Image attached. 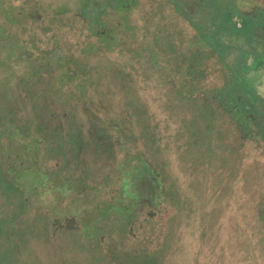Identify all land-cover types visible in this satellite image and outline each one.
<instances>
[{
    "label": "rangeland",
    "instance_id": "1",
    "mask_svg": "<svg viewBox=\"0 0 264 264\" xmlns=\"http://www.w3.org/2000/svg\"><path fill=\"white\" fill-rule=\"evenodd\" d=\"M196 4L0 0V264H264V112L187 58ZM69 215L103 246L29 241Z\"/></svg>",
    "mask_w": 264,
    "mask_h": 264
},
{
    "label": "crops",
    "instance_id": "2",
    "mask_svg": "<svg viewBox=\"0 0 264 264\" xmlns=\"http://www.w3.org/2000/svg\"><path fill=\"white\" fill-rule=\"evenodd\" d=\"M194 1L190 13L183 9L190 19L177 29L178 41L191 46L187 58L209 64L211 74L204 76L214 78V90L225 88L220 103L263 114L264 0Z\"/></svg>",
    "mask_w": 264,
    "mask_h": 264
},
{
    "label": "trees",
    "instance_id": "3",
    "mask_svg": "<svg viewBox=\"0 0 264 264\" xmlns=\"http://www.w3.org/2000/svg\"><path fill=\"white\" fill-rule=\"evenodd\" d=\"M26 18H28V17H26ZM12 22H15V23H12ZM8 23H12L11 25H14V24L18 25V24H20V21H19V19L16 20V18L15 19L10 18L8 20ZM63 113H65V112H63ZM32 138L33 137L31 136V139ZM46 149L47 150L50 149V144H49L48 147H46ZM46 159H48V157ZM57 165H58V167H61V170L63 172H68L69 171V165L66 164L64 161L57 162ZM156 178L160 182L161 179L166 180L168 178V176H167V174L164 175V174H162V173L157 171V177ZM161 184L164 185V182L163 183L161 182ZM14 197H16V194H12L11 191H8V192L7 191L6 192L3 191L2 193L0 192V226L1 225L2 226L3 225L6 226L5 229H4V232H5L4 234H5V236L8 237L9 242L12 241L11 245H13V240L11 238V234H12V230L13 229H12V226H10V224L6 225L7 223H11V220L8 219V221H6L5 218L8 217L9 214L11 215V213H13V211H17V212L20 211V207L18 206L17 202H16V204H14V206L13 205L10 206V204H8V203H10L13 200ZM3 198L4 199L6 198L8 200V203H7L8 205L7 206L4 205L5 201L3 200ZM3 207H4V211L7 210V211H10V212L8 214L2 212L3 211ZM13 214H15V212ZM44 228H45V225H41L39 228H36V229H34L32 231H29V235L27 236L29 238V241H30V238H36L38 240H42V241H45V242H52L54 235H52V234H50V235L47 234L46 235V232H45ZM1 232H3V231H0V237L3 235ZM68 233L69 234H73L72 235V239H73L72 243L77 244L81 248L103 246V242H101L99 239L95 240L93 235H91V234L85 235V234H83L81 232H76V231L75 232H68ZM85 238L90 241L88 244L86 243L87 245H83V242H82V240L85 239ZM0 247H2V245ZM3 250H6V249L3 247ZM14 251L18 252L17 250H14ZM5 261H6V264H9V262H7L8 260H5Z\"/></svg>",
    "mask_w": 264,
    "mask_h": 264
},
{
    "label": "flooded vegetation",
    "instance_id": "4",
    "mask_svg": "<svg viewBox=\"0 0 264 264\" xmlns=\"http://www.w3.org/2000/svg\"><path fill=\"white\" fill-rule=\"evenodd\" d=\"M129 9V8H128ZM147 182V186H148V192L150 193V192H153L152 191V186H151V180H149V179H146V178H144L141 182H139V185H142L143 183H146ZM74 217V220H75V222L72 224L71 223V225H72V227L71 228H67V227H65V226H59V224L61 223V224H64L65 222H66V220L69 218V217ZM146 221V220H145ZM53 223H54V225H55V230L53 231V233H52V235H56L57 233H68V232H80V225H79V223H78V220H77V216L76 215H69V216H64L63 217V220L61 221V220H59L58 218H55L54 220H53ZM134 223V222H133ZM133 223L130 225V228H129V230H132V228H133ZM150 220H147L146 221V223H145V225H148V226H150Z\"/></svg>",
    "mask_w": 264,
    "mask_h": 264
},
{
    "label": "water",
    "instance_id": "5",
    "mask_svg": "<svg viewBox=\"0 0 264 264\" xmlns=\"http://www.w3.org/2000/svg\"><path fill=\"white\" fill-rule=\"evenodd\" d=\"M74 222L75 220H74V217L72 216V217H69L64 224L60 223L59 226H65L67 228H71L72 227L71 223L73 224Z\"/></svg>",
    "mask_w": 264,
    "mask_h": 264
}]
</instances>
